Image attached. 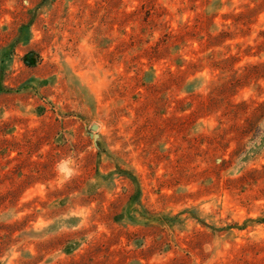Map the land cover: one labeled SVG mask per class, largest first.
<instances>
[{"label": "rangeland", "instance_id": "rangeland-1", "mask_svg": "<svg viewBox=\"0 0 264 264\" xmlns=\"http://www.w3.org/2000/svg\"><path fill=\"white\" fill-rule=\"evenodd\" d=\"M0 264H264V0H0Z\"/></svg>", "mask_w": 264, "mask_h": 264}, {"label": "water", "instance_id": "water-1", "mask_svg": "<svg viewBox=\"0 0 264 264\" xmlns=\"http://www.w3.org/2000/svg\"><path fill=\"white\" fill-rule=\"evenodd\" d=\"M93 130H97V126H93Z\"/></svg>", "mask_w": 264, "mask_h": 264}]
</instances>
